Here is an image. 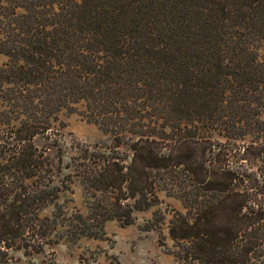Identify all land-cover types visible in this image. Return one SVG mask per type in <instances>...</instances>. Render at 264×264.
Wrapping results in <instances>:
<instances>
[{
  "label": "trees",
  "instance_id": "trees-1",
  "mask_svg": "<svg viewBox=\"0 0 264 264\" xmlns=\"http://www.w3.org/2000/svg\"><path fill=\"white\" fill-rule=\"evenodd\" d=\"M259 44L264 0H0V264L131 225L162 188L186 212L169 222L177 264H264ZM77 105L116 141L67 164L86 216L35 142Z\"/></svg>",
  "mask_w": 264,
  "mask_h": 264
},
{
  "label": "rangeland",
  "instance_id": "rangeland-1",
  "mask_svg": "<svg viewBox=\"0 0 264 264\" xmlns=\"http://www.w3.org/2000/svg\"><path fill=\"white\" fill-rule=\"evenodd\" d=\"M257 53L260 61L264 62V44L257 46ZM7 62V57L0 54V67ZM54 128L58 132L53 136L55 141L38 137L36 145H53L49 154L54 165L55 179L67 186L59 199L66 213L86 216L89 198L74 169H68L67 164L82 150L105 152L116 141H113L111 134L86 119L81 105L76 106V111L63 110ZM58 148L63 156L62 166L58 161ZM157 194V205L135 211L131 225L112 220L105 224L99 239L83 238L76 243L62 241L58 245L46 246L43 253L33 256L13 252L11 264H177V251L169 235V222L174 212H186L182 201L173 192L162 188ZM95 199H106V194H98ZM52 210L53 207H49L44 214L49 215ZM155 212H161L164 216L160 225L153 219Z\"/></svg>",
  "mask_w": 264,
  "mask_h": 264
}]
</instances>
